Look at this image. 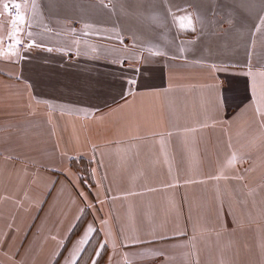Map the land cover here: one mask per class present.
I'll use <instances>...</instances> for the list:
<instances>
[{"label": "crops", "instance_id": "crops-1", "mask_svg": "<svg viewBox=\"0 0 264 264\" xmlns=\"http://www.w3.org/2000/svg\"><path fill=\"white\" fill-rule=\"evenodd\" d=\"M5 3L0 264H264V0Z\"/></svg>", "mask_w": 264, "mask_h": 264}, {"label": "built area", "instance_id": "built-area-1", "mask_svg": "<svg viewBox=\"0 0 264 264\" xmlns=\"http://www.w3.org/2000/svg\"><path fill=\"white\" fill-rule=\"evenodd\" d=\"M11 15H9V10L0 11V21L5 24V32L3 38L2 47L6 50H12L16 47H27L30 46L31 42H25L21 40L20 28L22 23L20 19L17 18V10L10 6ZM20 17V9L18 10Z\"/></svg>", "mask_w": 264, "mask_h": 264}, {"label": "rangeland", "instance_id": "rangeland-1", "mask_svg": "<svg viewBox=\"0 0 264 264\" xmlns=\"http://www.w3.org/2000/svg\"><path fill=\"white\" fill-rule=\"evenodd\" d=\"M21 21V20H20ZM254 102V106L253 108H251V111H250V114L249 116L251 118H254V119H263L264 120V95H257L256 96V99L253 100ZM258 123V122H256ZM240 129L241 128H244L245 127H239ZM251 132L253 133H263L262 131H264V126H251ZM256 136V134H255ZM264 143H262L263 145ZM263 161V159H262ZM258 163L256 162V160H254L253 158L252 159H249V166L251 167L252 165H257ZM247 166V167H249ZM262 173V171H261ZM256 192V190H253Z\"/></svg>", "mask_w": 264, "mask_h": 264}, {"label": "snow or ice", "instance_id": "snow-or-ice-1", "mask_svg": "<svg viewBox=\"0 0 264 264\" xmlns=\"http://www.w3.org/2000/svg\"><path fill=\"white\" fill-rule=\"evenodd\" d=\"M5 10H9V15H11V11H10V6L8 3H5L3 5ZM21 5L19 3H13L12 4V8H15L17 10V18L18 19H22V17H19V13L18 10L20 9ZM130 83H135L134 81H130ZM89 231H91V228L88 229ZM81 243H83V240L81 241Z\"/></svg>", "mask_w": 264, "mask_h": 264}]
</instances>
